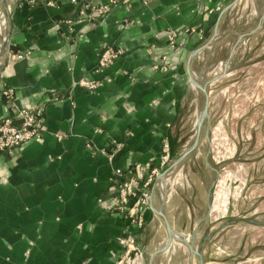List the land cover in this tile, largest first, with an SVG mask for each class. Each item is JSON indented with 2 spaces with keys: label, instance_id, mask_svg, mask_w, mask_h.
<instances>
[{
  "label": "crops",
  "instance_id": "obj_1",
  "mask_svg": "<svg viewBox=\"0 0 264 264\" xmlns=\"http://www.w3.org/2000/svg\"><path fill=\"white\" fill-rule=\"evenodd\" d=\"M233 1L0 0V120L35 106L45 118L40 139L0 153V264H119L130 239L145 264H224L180 173L165 199L156 186L140 224L115 211L114 179L159 165L187 102L190 55ZM108 48L122 54L100 68Z\"/></svg>",
  "mask_w": 264,
  "mask_h": 264
},
{
  "label": "rangeland",
  "instance_id": "obj_2",
  "mask_svg": "<svg viewBox=\"0 0 264 264\" xmlns=\"http://www.w3.org/2000/svg\"><path fill=\"white\" fill-rule=\"evenodd\" d=\"M206 48L191 67L209 82L200 144L179 169L169 168L193 145L205 105L189 75L187 102L172 130V156L166 141L162 177L169 191L180 173L182 186L201 197L199 217L208 216L206 236L216 234V261L246 257L247 264H264V0H238Z\"/></svg>",
  "mask_w": 264,
  "mask_h": 264
},
{
  "label": "built area",
  "instance_id": "obj_3",
  "mask_svg": "<svg viewBox=\"0 0 264 264\" xmlns=\"http://www.w3.org/2000/svg\"><path fill=\"white\" fill-rule=\"evenodd\" d=\"M71 1L75 3L77 0ZM107 10L108 7L101 12ZM121 54L122 51L106 49L100 58L99 67L104 68L112 64ZM23 58L24 55H18V59ZM86 84L90 88L95 87L93 83ZM4 94L11 98L13 91L7 90ZM14 110L13 116H7L0 120V153L12 152L26 143L40 139L43 135L45 118L42 106ZM168 160V144L165 143L158 166L151 167L150 164L134 163L125 172L122 169H116L114 179L115 211L117 209L121 213L129 215L133 223L140 224L144 209L151 204L155 188L161 183L162 171ZM120 177H126V179L121 181ZM126 244L128 250L121 257L119 264H145L144 251L135 240H127Z\"/></svg>",
  "mask_w": 264,
  "mask_h": 264
},
{
  "label": "water",
  "instance_id": "obj_4",
  "mask_svg": "<svg viewBox=\"0 0 264 264\" xmlns=\"http://www.w3.org/2000/svg\"><path fill=\"white\" fill-rule=\"evenodd\" d=\"M238 0H235L233 1L232 3H230L229 5H227L225 7V9L223 10L222 14H221V17L218 21V23L216 24V29H215V33L213 35V38L214 36H216V33L218 32V28L220 26V22L222 20V18L224 17V15L229 11V9L235 4L237 3ZM209 44L207 45H203L202 47L194 50L191 55H190V59H189V65H188V71H189V75H190V79H191V82L193 85H195L196 87H198L199 89H201L204 93V98H205V105H204V109L201 113V116H200V119L198 121V129H197V135H196V139L194 141V144L192 145V147L186 151L178 161H176V164L177 163H180L182 160H184L193 150H195L198 145L200 144V139H201V133H202V127L205 123V121L208 120V117H209V108H210V95H209V91H208V88L206 87V85L200 83L197 81V79H195L192 75H191V67H192V61L194 60V58L202 51L204 50V48L206 46H208ZM171 169V167H170ZM163 176V174H162ZM161 214L163 215V213L161 212ZM164 216V215H163ZM165 217V216H164ZM206 218H208V216H206ZM166 223H167V228H168V231H169V234H170V239L169 241L167 242V245H166V248L170 247L172 245V241L174 239V231L172 230L170 224L167 222L166 220ZM197 238V233H194V235L192 236V239L191 241H194L195 239ZM205 239H210V236H205ZM183 240L188 242L184 237H183ZM189 247L191 248V250L193 251V253L195 254H198L200 257H202V253L201 251H196L194 249V246L191 244V243H188Z\"/></svg>",
  "mask_w": 264,
  "mask_h": 264
},
{
  "label": "bare ground",
  "instance_id": "obj_5",
  "mask_svg": "<svg viewBox=\"0 0 264 264\" xmlns=\"http://www.w3.org/2000/svg\"><path fill=\"white\" fill-rule=\"evenodd\" d=\"M191 71H192V69H191ZM191 75L195 79H197L198 82H202V84L206 85V87L209 90V82L204 79V77H203V75L201 73L198 74V73L192 72ZM160 181H161L162 190H165V191H163V194H164L163 198L165 199L166 193H167V185H166V182H165L164 178H162Z\"/></svg>",
  "mask_w": 264,
  "mask_h": 264
},
{
  "label": "flooded vegetation",
  "instance_id": "obj_6",
  "mask_svg": "<svg viewBox=\"0 0 264 264\" xmlns=\"http://www.w3.org/2000/svg\"><path fill=\"white\" fill-rule=\"evenodd\" d=\"M195 139H196V138H195ZM194 141H195V140H194ZM172 143H173V140H172V138H171V140H169L170 156H172V155H173V152H174V150H173L174 148H173ZM193 144H194V142H193ZM191 147H192V146H191ZM191 147H190V148H191ZM190 148H189V149H190ZM183 154H184V153H183ZM188 156H189V155H188ZM207 157H208V155H207ZM186 158H187V157H186ZM186 158H185V159H186ZM179 159H180V158H179ZM179 159H178V160H179ZM185 159H184V160H185ZM178 160L173 161L172 164L170 165L171 170H173V172H174L175 170L178 169V166H179V165L181 164V162L183 161V160H182L180 163H177V164H176V161H178ZM170 167H169V168H170ZM207 167H209V166L207 165ZM167 168H168V167H167ZM161 178H163V177H161Z\"/></svg>",
  "mask_w": 264,
  "mask_h": 264
}]
</instances>
